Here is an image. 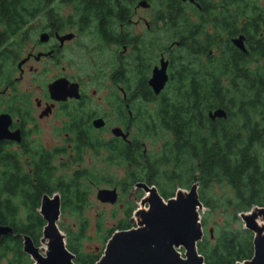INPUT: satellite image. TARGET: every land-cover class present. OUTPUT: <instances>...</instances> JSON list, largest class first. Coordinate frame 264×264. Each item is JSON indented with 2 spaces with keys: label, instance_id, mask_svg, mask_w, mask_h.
<instances>
[{
  "label": "flooded vegetation",
  "instance_id": "af4514ba",
  "mask_svg": "<svg viewBox=\"0 0 264 264\" xmlns=\"http://www.w3.org/2000/svg\"><path fill=\"white\" fill-rule=\"evenodd\" d=\"M19 2L24 6L16 19L0 29V167L5 182L13 175L10 166H18L19 179L36 181L43 156L52 165L58 156L70 161L74 133L87 143L92 134L98 146L92 155L127 177L137 167L138 141L144 156L151 154L148 139L153 144L158 140L154 152H159L169 136L165 129L152 135L142 127L162 112L158 107L167 98L168 85L183 84L192 67L210 66L221 42L232 47L233 38L242 35L247 49L245 35L233 34V0ZM223 6L225 16L218 14ZM162 64L167 79L156 94L149 81ZM230 80L231 74L222 82ZM44 129L49 137L55 130L59 139L46 144ZM114 129L121 133L114 135ZM58 148L66 154H56ZM108 149H114L113 157ZM87 153L75 158L76 166L81 167ZM166 169L175 173L171 165ZM181 173L173 181L158 180L176 186L167 190L172 197L187 189ZM137 183L151 186L138 181L134 192L144 191Z\"/></svg>",
  "mask_w": 264,
  "mask_h": 264
},
{
  "label": "trees",
  "instance_id": "16d2710c",
  "mask_svg": "<svg viewBox=\"0 0 264 264\" xmlns=\"http://www.w3.org/2000/svg\"><path fill=\"white\" fill-rule=\"evenodd\" d=\"M22 6L19 0H0L1 30L8 21L16 19ZM225 9L223 6L218 14L225 16ZM232 10L233 34L245 35L246 51L227 46V40L221 42L222 49L210 66L186 68L189 70L183 84L168 85L167 98L163 97L158 107L162 112L142 127L152 135L162 128L169 136L162 139L163 148L152 155L143 156L138 141L137 167L121 182L124 193L138 181L149 185L157 182L165 190L158 180L173 181L179 172H183L185 188L196 182L199 199L207 209L200 220L202 227H206L209 214L220 210L225 215L222 222L214 221L209 228L212 235L204 233L196 244L203 264H234L250 259L253 234L243 228L239 214L253 206L264 207V10L259 0H233ZM229 74L231 80L222 82ZM216 109H223L225 116L211 119L208 114ZM73 136V158L55 166L43 156L36 181L19 179L18 166H10L9 173L13 175L5 182L0 167V225L13 228V233L0 238V264H31L22 250V235L39 244L44 220L38 209L43 194L58 193L61 213L80 216L89 189L102 183L112 184L111 177H102L96 167L70 171L82 153L98 152L92 134L88 143L82 140V134ZM108 151L113 157L114 149ZM55 153L66 154L65 148H58ZM112 165L106 164L107 168ZM166 165H171L175 173L168 171ZM57 170L61 173L56 177ZM6 184L9 196L3 195ZM163 190L159 192L163 199L172 197V193L168 195ZM207 193L211 195L207 197ZM131 210L132 207L126 208L127 217ZM131 227L125 222L118 229ZM113 232L106 234L105 242ZM80 234L77 239L68 235L66 248L74 255L75 264H95L102 251H83Z\"/></svg>",
  "mask_w": 264,
  "mask_h": 264
},
{
  "label": "water",
  "instance_id": "95a60500",
  "mask_svg": "<svg viewBox=\"0 0 264 264\" xmlns=\"http://www.w3.org/2000/svg\"><path fill=\"white\" fill-rule=\"evenodd\" d=\"M244 37H234L236 48L245 52ZM165 64L155 68L149 81L154 93H159L167 79ZM211 119L225 116L223 109L209 112ZM96 125H101L97 123ZM121 131L114 129L113 134ZM3 136V135H0ZM145 194L140 200L142 207L135 210V226L116 230L108 238L101 256L95 264H203L196 244L203 236L198 209L202 203L198 196V184L192 183L188 190L176 191L173 197L164 200L151 185L137 183ZM96 198L101 202L115 203L118 194L115 188H100ZM146 205V207H144ZM38 213L44 220L41 243L43 254L28 235H23V252L33 264H75L74 255L66 248L57 220L60 215V197L57 193L43 194ZM243 228L253 234V254L250 259L234 264H264V207L253 206L248 212L239 214ZM260 221V223H259ZM12 233L9 226L0 225V236ZM212 235V229H209ZM183 249V256L177 251Z\"/></svg>",
  "mask_w": 264,
  "mask_h": 264
},
{
  "label": "rangeland",
  "instance_id": "374dc122",
  "mask_svg": "<svg viewBox=\"0 0 264 264\" xmlns=\"http://www.w3.org/2000/svg\"><path fill=\"white\" fill-rule=\"evenodd\" d=\"M259 4L264 10V0H259ZM20 86L22 87L21 84ZM53 131L54 133L50 134L51 137H49V132L45 129L43 130L42 137L45 140V141L43 140V142L47 144V141H50V140L54 141V139H59L57 135H55L57 134L55 130ZM107 136L109 135L107 134ZM155 143L156 144H153L152 140L148 139L147 153H151L150 155H152L153 152L157 150L159 147L158 140L155 141ZM62 161H64L62 157L60 156L56 157L55 166H57ZM76 167L78 166H71L70 171L76 169ZM81 167L89 168V169L96 167V170L101 173L102 177L103 175H108L111 177L112 184L102 183L98 187L92 186L89 189L90 192L87 193V197H86L87 200L85 202L84 209L82 213L80 214V216H76L67 211L65 213H61L60 211L59 219L57 220V226L61 234H63L64 236L65 244H66L68 235H72L74 238H76L81 233L79 242H80V245L83 251L85 252H98L100 250L103 251L105 244H106L105 236L107 233H108L107 235H109L112 230L113 231L120 230L118 229V226L122 225L125 222L128 223L130 226H135L136 217L134 215V212L137 208L142 207L140 204V200L144 195V191H142L141 189H138L137 192H134L135 191L134 186H130L128 189V193L122 192L121 182L124 179L122 170L115 166L110 167V168L109 167L107 168V166H103L100 163L99 158L93 156L92 153H87L85 155V158L81 163ZM97 168L100 170H98ZM59 173H61V171L57 170L56 177L57 175H59ZM159 184L165 190L159 189L156 183L152 184L157 187L158 193L161 192V190L166 191V190L171 189L168 187L165 181H159ZM174 186L171 191H175L176 186L175 187ZM100 188H110V189L115 188L118 194L117 201L113 204L109 202L99 201L96 198V193H97V190ZM186 188H189V186ZM214 191L216 193L219 192V188L216 186L214 188ZM210 195L211 193L206 194L207 197H209ZM127 207H132V210L128 217L126 216V212H125ZM144 207H146V205ZM206 213H207V209L202 204V207L198 209L199 220H201L203 215H205ZM224 216L225 215L220 210L214 212L213 214H209L207 216L206 227L205 228L202 227L204 233H208V230L209 228H211V225L213 224L214 221L218 223L222 222L224 219ZM241 223L243 224L242 221ZM38 243L39 244L36 246L39 248V251L41 252V254H43L46 249V246L44 243H41L40 239ZM178 251L183 253L182 248H179ZM30 260L32 261L31 264H33V260L31 258ZM73 262H74V259H73Z\"/></svg>",
  "mask_w": 264,
  "mask_h": 264
},
{
  "label": "bare ground",
  "instance_id": "6f19581e",
  "mask_svg": "<svg viewBox=\"0 0 264 264\" xmlns=\"http://www.w3.org/2000/svg\"><path fill=\"white\" fill-rule=\"evenodd\" d=\"M259 223H260V221H259Z\"/></svg>",
  "mask_w": 264,
  "mask_h": 264
}]
</instances>
